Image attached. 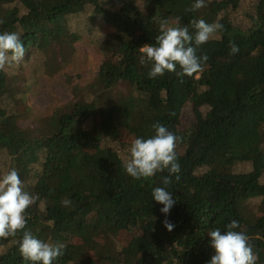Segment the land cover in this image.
Returning <instances> with one entry per match:
<instances>
[{"label": "trees", "instance_id": "trees-1", "mask_svg": "<svg viewBox=\"0 0 264 264\" xmlns=\"http://www.w3.org/2000/svg\"><path fill=\"white\" fill-rule=\"evenodd\" d=\"M205 4L180 17L159 0H0V33L19 34L26 50L19 65L0 71V176L15 168L25 191L38 194L24 230L65 245L53 264H208V232L233 220L264 264V0ZM177 17L181 26L218 21L223 31L198 49L209 57L203 72L184 83L167 72L149 79L139 48L154 45L160 22L175 26ZM230 41L239 47L234 55ZM79 42L101 58L88 80L65 71ZM61 72L69 99L32 117L26 93ZM176 98L189 103V119L176 111ZM11 118L31 120L21 126ZM156 122L183 138L167 216L151 196L167 170L135 180L124 169L132 141L154 135ZM254 123L253 148L236 133ZM21 237L0 238V264H29L18 251Z\"/></svg>", "mask_w": 264, "mask_h": 264}, {"label": "clouds", "instance_id": "clouds-1", "mask_svg": "<svg viewBox=\"0 0 264 264\" xmlns=\"http://www.w3.org/2000/svg\"><path fill=\"white\" fill-rule=\"evenodd\" d=\"M205 0H195L185 11L196 12L205 7ZM0 20V23H3ZM167 20L160 22V34L155 38V44H145L139 48L141 53L139 63L149 66V79L163 77L165 73H174L179 83L185 82V77L203 72L209 59L207 54L198 55L201 45L217 32L223 31L221 23H207L203 19L193 20L190 25H180V17L175 20V26H168ZM192 29L190 32L189 29ZM239 51L238 45L230 41V55ZM25 47L19 34L15 32L0 33V71L7 66L19 65L25 57ZM154 135L148 138H135L128 150L129 155L124 162L126 174L135 180H147L156 173L167 170L168 175L162 178V187L152 189V199L163 205L160 212L167 214L176 203L168 186L175 180H180V164L176 154V146L182 142V137L175 135L159 122L150 126ZM38 194L32 195L25 191L24 183L17 169L12 168L0 176V238L15 237L22 232L21 239L17 240L18 251L22 260L29 264H53L61 257L65 247L62 243H49L37 238L26 228V210L32 206ZM69 200L62 201L68 206ZM163 226L168 231L175 227L165 219ZM239 222L231 221L226 230L219 228L208 232L210 246L214 252L208 264H256L257 255L253 252L249 237L245 231H235Z\"/></svg>", "mask_w": 264, "mask_h": 264}, {"label": "rangeland", "instance_id": "rangeland-1", "mask_svg": "<svg viewBox=\"0 0 264 264\" xmlns=\"http://www.w3.org/2000/svg\"><path fill=\"white\" fill-rule=\"evenodd\" d=\"M162 6L164 5H174L177 14L180 17L184 16L185 9L188 8L190 0H159ZM77 51L74 57L73 62L65 70L71 74H80L83 80L90 79L98 70L101 58L98 55L91 45H88L84 42L77 43ZM227 73V69L222 70L218 76L223 78ZM123 98L126 102L129 101V96L121 88ZM126 93V94H125ZM125 94V97H124ZM69 99L68 90L63 84V72L56 74L53 77H43L39 83L33 87L29 92L26 93V104L32 108V117L38 115H43L55 105H58L62 102H66ZM175 109L180 114L181 117L185 120L191 117L190 105L186 103L182 98H176L175 100ZM12 122H16L21 126L29 125L31 119H10ZM121 131H127L131 126L129 123H124ZM255 125L245 126L240 131L236 133V138L239 143L247 145L250 147H256L258 143V136L256 134ZM105 208L97 213V219L99 223L105 222Z\"/></svg>", "mask_w": 264, "mask_h": 264}]
</instances>
